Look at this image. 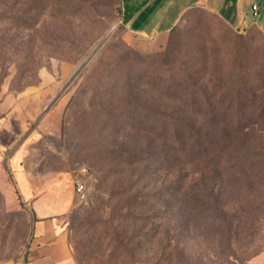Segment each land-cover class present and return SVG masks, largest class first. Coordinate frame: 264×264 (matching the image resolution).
<instances>
[{"label": "rangeland", "instance_id": "1", "mask_svg": "<svg viewBox=\"0 0 264 264\" xmlns=\"http://www.w3.org/2000/svg\"><path fill=\"white\" fill-rule=\"evenodd\" d=\"M45 71L24 155L38 197L0 191V262L26 256L38 202L76 264L262 263L263 28L197 8L157 40L128 29L122 0H0V88Z\"/></svg>", "mask_w": 264, "mask_h": 264}, {"label": "crops", "instance_id": "2", "mask_svg": "<svg viewBox=\"0 0 264 264\" xmlns=\"http://www.w3.org/2000/svg\"><path fill=\"white\" fill-rule=\"evenodd\" d=\"M253 6L258 10L254 11ZM263 6L264 0H149L127 26L140 37L164 39L189 11L202 8L235 28L249 30L257 25L264 29L256 20ZM52 94L47 71L42 72L38 86H28L20 93L0 88V191L11 198L18 194L26 203L38 197L24 165L27 147L41 136V128H33L31 124H37ZM6 153H9L7 158ZM33 207L36 220L26 256L14 263L0 264H76L67 233L54 219L46 217L52 210L42 209L38 202Z\"/></svg>", "mask_w": 264, "mask_h": 264}, {"label": "trees", "instance_id": "3", "mask_svg": "<svg viewBox=\"0 0 264 264\" xmlns=\"http://www.w3.org/2000/svg\"><path fill=\"white\" fill-rule=\"evenodd\" d=\"M148 1L149 0H122V21L123 23L127 25L131 21V19L134 17V15L137 12H139L141 8L144 5H146V3H148ZM193 136L198 137V140L194 142L195 144L203 145L204 143L208 141V140L205 141L204 136H201L198 133H194Z\"/></svg>", "mask_w": 264, "mask_h": 264}, {"label": "built area", "instance_id": "4", "mask_svg": "<svg viewBox=\"0 0 264 264\" xmlns=\"http://www.w3.org/2000/svg\"><path fill=\"white\" fill-rule=\"evenodd\" d=\"M253 9H254V11H257V10H258V7H257V6H253ZM76 191H77V193H78L80 196L83 197L84 194H85L84 185L78 182V183H77Z\"/></svg>", "mask_w": 264, "mask_h": 264}]
</instances>
